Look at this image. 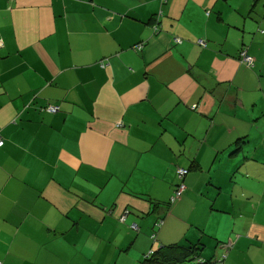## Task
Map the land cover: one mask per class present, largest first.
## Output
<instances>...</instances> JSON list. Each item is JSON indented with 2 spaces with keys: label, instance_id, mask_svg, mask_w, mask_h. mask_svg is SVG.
<instances>
[{
  "label": "crops",
  "instance_id": "crops-1",
  "mask_svg": "<svg viewBox=\"0 0 264 264\" xmlns=\"http://www.w3.org/2000/svg\"><path fill=\"white\" fill-rule=\"evenodd\" d=\"M263 132L264 0H0V264H264Z\"/></svg>",
  "mask_w": 264,
  "mask_h": 264
},
{
  "label": "trees",
  "instance_id": "trees-1",
  "mask_svg": "<svg viewBox=\"0 0 264 264\" xmlns=\"http://www.w3.org/2000/svg\"><path fill=\"white\" fill-rule=\"evenodd\" d=\"M242 51H245V50H242ZM243 65H245L248 68H253L255 65V61H254L253 67H249L246 64H243ZM48 106H50V105H48ZM48 106H46V107H48ZM242 141L243 140H241L240 143H242ZM4 144H5V142L3 140L2 147L4 146ZM2 147H0V148H2ZM240 150L243 151L242 147H240V144H239L237 147L230 150L229 153L231 156H235L236 154H238V152ZM197 167L201 168L200 166H197V163H194L193 165L190 166V168L185 169L186 174L184 176H182L181 178L179 177V175L177 173V175L180 179V182L176 186L178 187L179 185L184 184L186 187V190H187V186L185 184V178L191 171L196 170ZM217 172L215 174H218ZM217 181L218 182L214 185V187L216 189V192H215L216 197H219V194L217 192V189H220V182H219L220 176L219 175H217ZM175 190H176V188H175ZM186 190H185V192H186ZM174 193H175V191H174ZM173 202L170 201V202L164 204V206L166 207L167 210L171 207ZM160 222H162V225H163V219H160L157 223H160ZM151 239L153 242H156V233L155 232H153V234L151 235ZM204 247H205L204 244L201 242L197 243V244H190L188 246L180 245L178 243H172V244H168V245H159L157 248H153L150 250V252L143 255V258L139 261V264H218V260L214 261L215 258L206 259L203 257Z\"/></svg>",
  "mask_w": 264,
  "mask_h": 264
},
{
  "label": "built area",
  "instance_id": "built-area-1",
  "mask_svg": "<svg viewBox=\"0 0 264 264\" xmlns=\"http://www.w3.org/2000/svg\"><path fill=\"white\" fill-rule=\"evenodd\" d=\"M176 43H180L181 41H179L178 39L175 40ZM199 44L201 46H206V43L203 41V40H199ZM138 49H142V47H139ZM240 62L243 63V64H246L247 66L249 67H253L254 65V58L251 57L250 55L247 54L246 51H242L240 53ZM44 111L48 112V113H51V114H55L57 112H59V107L58 106H55V105H50L46 108H44ZM3 145V140L2 138L0 137V147H2ZM177 173L179 175V177L181 178L182 176H184L186 174V171L184 169H178L177 170ZM186 190V187L184 184H181L179 185L178 187H176V190H175V193H174V196L172 198V201H175L177 199H180L181 196L183 195V193L185 192ZM124 218V217H123ZM158 227H161L162 225V222L160 223H157ZM137 225H133V228H136Z\"/></svg>",
  "mask_w": 264,
  "mask_h": 264
},
{
  "label": "rangeland",
  "instance_id": "rangeland-1",
  "mask_svg": "<svg viewBox=\"0 0 264 264\" xmlns=\"http://www.w3.org/2000/svg\"><path fill=\"white\" fill-rule=\"evenodd\" d=\"M262 135H264V132H263V134ZM260 152H262V153H264V148H261L260 149ZM263 158H264V156H263ZM251 163H253V162H251ZM222 166H223V162H222ZM263 167V166H262ZM261 166H257V165H254V163H253V165H248L247 166V169L249 170V169H251V168H257V169H260V168H262ZM222 168V167H221ZM177 171V170H176ZM218 175L219 176H222V173H219L218 172ZM255 183H258V181H257V179H255V180H253ZM263 189V188H262ZM235 199V201H237V198L235 197L234 198ZM249 200H251V197L250 196H248V199H247V197H246V199L244 200L243 199V201H246L247 203H249ZM238 202H239V205L241 204L240 203V201L238 200ZM238 204V203H237ZM247 207H249V206H252V203L249 205V204H247L246 205ZM242 208V207H241ZM191 209H189V211H190ZM253 210H252V208H251V211H250V213H251V215H253V212H252ZM189 215V214H188ZM187 214H179V218H178V220L179 221H181V220H183V221H185V217H187L188 216ZM247 219L248 220H252V218L251 217H249V213L247 214ZM181 219V220H180ZM158 222V221H157ZM156 222V223H157ZM158 224H155V226H156V228L155 229H157L158 228V226H157ZM162 227V226H161ZM157 231V230H156ZM156 231H155V233H156ZM157 240V239H156ZM155 245H158V243L157 244H155ZM141 258V257H140ZM140 258H137V256H135V254L133 253L131 256H129V261H128V264H137L138 263V260L140 259Z\"/></svg>",
  "mask_w": 264,
  "mask_h": 264
},
{
  "label": "bare ground",
  "instance_id": "bare-ground-1",
  "mask_svg": "<svg viewBox=\"0 0 264 264\" xmlns=\"http://www.w3.org/2000/svg\"><path fill=\"white\" fill-rule=\"evenodd\" d=\"M179 169H184V168H179ZM185 170V169H184ZM177 187V186H176Z\"/></svg>",
  "mask_w": 264,
  "mask_h": 264
},
{
  "label": "clouds",
  "instance_id": "clouds-1",
  "mask_svg": "<svg viewBox=\"0 0 264 264\" xmlns=\"http://www.w3.org/2000/svg\"><path fill=\"white\" fill-rule=\"evenodd\" d=\"M56 114V113H55ZM173 198V197H172ZM178 200V199H177ZM176 201V200H175Z\"/></svg>",
  "mask_w": 264,
  "mask_h": 264
}]
</instances>
